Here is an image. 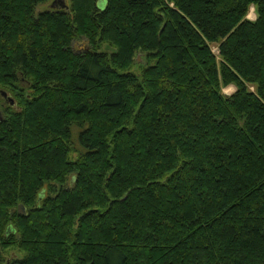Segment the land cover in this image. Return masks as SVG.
<instances>
[{
    "label": "trees",
    "instance_id": "obj_1",
    "mask_svg": "<svg viewBox=\"0 0 264 264\" xmlns=\"http://www.w3.org/2000/svg\"><path fill=\"white\" fill-rule=\"evenodd\" d=\"M53 1L0 0V264H264V0Z\"/></svg>",
    "mask_w": 264,
    "mask_h": 264
},
{
    "label": "rangeland",
    "instance_id": "obj_2",
    "mask_svg": "<svg viewBox=\"0 0 264 264\" xmlns=\"http://www.w3.org/2000/svg\"><path fill=\"white\" fill-rule=\"evenodd\" d=\"M62 2V0H58L57 2H56V0L55 1H53V3H51V5L53 6V7H57V8H59V5H60V3ZM66 3H68V2H66ZM67 5V4H66ZM98 5L99 6H102L103 5V0H99V2H98ZM49 7V5H48V3H46V4H40V5H38L37 6V8H36V11L37 12H40V11H43V10H46V8H48ZM247 18L248 19H250V20H254L255 19V15H254V12H253V8L251 7L250 8V10H249V13H248V15H247ZM103 49V48H102ZM212 51L214 52V53H216V48H212ZM140 63H141V61H139ZM234 91V87L233 86H228V87H226V88H224L223 89V92L225 93V94H231L232 92ZM76 133H77V129L75 128V129H73V140H74V147H76L77 145H75L76 143H75V137H76ZM77 148V147H76ZM16 255V257L17 258H21L22 257V253H17V254H15Z\"/></svg>",
    "mask_w": 264,
    "mask_h": 264
},
{
    "label": "water",
    "instance_id": "obj_3",
    "mask_svg": "<svg viewBox=\"0 0 264 264\" xmlns=\"http://www.w3.org/2000/svg\"><path fill=\"white\" fill-rule=\"evenodd\" d=\"M62 7H64V4H61ZM2 97L4 98V100L9 104L12 105L13 101L11 100V98H9L4 92L1 93ZM18 211L20 214H24V207L22 205L18 206Z\"/></svg>",
    "mask_w": 264,
    "mask_h": 264
}]
</instances>
